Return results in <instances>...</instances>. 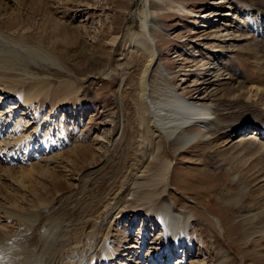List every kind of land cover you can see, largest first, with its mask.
Returning a JSON list of instances; mask_svg holds the SVG:
<instances>
[{
	"label": "rangeland",
	"instance_id": "1",
	"mask_svg": "<svg viewBox=\"0 0 264 264\" xmlns=\"http://www.w3.org/2000/svg\"><path fill=\"white\" fill-rule=\"evenodd\" d=\"M242 3L258 7L259 18L241 14ZM146 9L167 30L152 33L169 77L156 76L150 99L164 114L170 88L191 100L204 96L217 126L208 138L203 128L188 126L197 137L178 153L177 144L155 134L144 139L145 153L171 162L167 189L159 193L162 185L138 213L114 214L109 248L101 244L81 264H109L103 254L110 249L135 253L117 262L114 256L116 264H165L169 257L170 264H264V139L240 141L264 124V56L236 52L264 31V0H0V36L22 45L20 59L0 74L23 92L37 82L49 83L50 92L25 114L11 112L19 96L0 95V136L13 141L0 154V208L43 220L119 186L122 140L134 129L125 101L127 85L135 83L128 41L141 32ZM216 11L222 15L209 21L212 27L200 28ZM27 40L46 56L23 48ZM221 107L229 110L228 128L218 118ZM5 216L0 211V229L14 234L19 225Z\"/></svg>",
	"mask_w": 264,
	"mask_h": 264
},
{
	"label": "bare ground",
	"instance_id": "2",
	"mask_svg": "<svg viewBox=\"0 0 264 264\" xmlns=\"http://www.w3.org/2000/svg\"><path fill=\"white\" fill-rule=\"evenodd\" d=\"M228 1L231 4H235L237 0ZM248 6H250V9H247L245 4L242 3L240 6H237V8L241 14H244L245 16L246 14L251 13L258 14L260 10L258 7L251 4H248L247 7ZM219 15H222V13H220V11H216L213 15L207 16L205 21L199 27H212V23H209V21ZM142 16L143 20L141 24V32L135 34V36L128 41L132 50L127 54V60H129V62H127L128 66H130L128 68H131L130 70H132L131 73H135L133 75L135 77V83H132V81V84H128L129 82L127 83L128 89L126 90H128V92H126L125 101L132 106L131 113L133 114L132 123L134 125V129L132 133L130 132V137H128L127 134L124 139L122 138V141L125 142V152L123 153L124 158H122L124 159L122 163L123 165L120 169V173L118 175L119 177H117L120 182L119 186L115 189V191L112 189L113 191H108L109 193H97L94 194V196H90L89 201L85 204L80 201H78L79 203L76 205L74 203L73 205L75 206H71L72 208L69 209L67 214H65L66 209H63L64 212L61 210L63 214L57 213L53 216L49 215V217H46L43 220L39 219V216L37 214H33L32 212L16 211L17 214H15L7 209L2 210L3 208H0L1 212L14 219L15 223L19 225L14 234H9L0 229V264H81V260H84L82 257L86 256L87 258L89 253L98 252L101 244L103 245L105 243V246H110V238L114 229V219L112 218L115 217L114 214L117 215L122 212L126 213L130 208H133L132 210L134 213L140 211L139 205L143 206L145 205L144 201L151 199V196H157L156 193L159 192L158 189L162 185L163 189L159 193L164 192L169 185L168 179L170 175L171 162L168 158L159 161L158 159L160 158H156L152 155L151 157L145 153L143 145L145 141L144 139H146L148 135H150L151 138L152 135L155 134L157 138L162 139L165 142H171L174 146L177 144L178 146L176 147L175 152L178 153L186 144L190 143L192 140L194 141L197 137L196 134L190 135L187 133L186 128L188 126L196 125L203 128V132L206 134L207 138L210 130L215 127L216 118H213L214 120L209 118L210 104L204 102V96H199L195 100H191L190 98L188 99L186 95H182L173 88H170L168 96L169 100L167 101L169 109L164 114L158 112L159 109L157 110V108L160 106L157 107L154 103L156 101L153 102L154 99H150V95H152V92L155 89L154 80L156 76H161L164 79H167L169 75L163 71L161 64L157 62L160 55L155 45L156 43L152 33L167 30L162 25L159 26L157 23L152 22V14L148 12L147 9L142 12ZM259 16V14L256 15L257 18H259ZM257 21L260 20L258 19ZM252 22H254V20ZM207 24L209 26H206ZM255 24L257 27V23ZM244 31L245 30H243V32ZM256 33L258 32L256 31ZM243 35H247V30L243 33ZM116 39L118 38L116 37L112 39V42H115ZM22 42L24 44L23 48H28L37 55L38 53L41 54L42 50L39 45L31 44L28 40ZM261 42H264V31L259 35L257 34V36H254L251 43H246L238 47L236 52L251 56L252 54L254 55V52L255 54L263 53L264 56V45ZM21 46L22 45L19 41L11 37L0 36L1 70L8 68L9 65H12L14 60L20 59L19 51L22 49ZM41 55L42 57L46 56V54L43 53ZM128 75L129 71L126 72V77ZM208 75V73L204 72V77H207ZM133 76L131 77L133 78ZM129 79L131 80V78ZM1 83L4 85V88L0 87V95L5 96L6 94L10 95L12 93L17 98L19 96L18 102L16 101V103L11 106L12 113H15V110L16 112L23 111V114H25V110L28 106L30 107V105L38 101L40 97H46L50 94L48 88L49 83L42 84V82H37L27 91L23 92L22 90L14 88L9 80L5 79L4 76L0 74V84ZM123 98L122 101L124 100ZM228 115L230 116L228 108L225 109L221 107L218 110V118L222 122L221 124L223 127L228 126ZM3 116L4 115L0 114L1 124ZM150 117L154 119L152 120L153 123H155V126L153 124L154 128H156L155 130L151 129L152 127L148 124V122H151ZM20 120L22 121V119ZM211 121L215 122L212 123ZM256 124L257 128L253 131L255 135L242 137L240 141H258L260 138L261 140L264 139V124ZM1 138L3 137L0 136V154L3 153V149L13 146V141H7L5 140L6 138H4V140ZM30 150L28 148L25 149V153H27L28 156L31 155L29 153ZM13 155L14 154L10 153L9 157H11L14 162L19 160L17 155L16 157H13ZM116 181L115 183L118 184ZM125 191L128 192L123 193ZM130 191L132 193H129ZM152 201L153 200H150L148 203L150 204ZM154 203L155 202L152 204ZM162 204H164V208L169 215L172 213L176 219L179 218L177 214L171 211V207L168 203L164 202ZM156 209L159 208L157 207ZM158 212L159 210H157V213ZM166 212L165 214L167 215ZM161 214L162 213L158 214V216L160 215L159 220L162 218ZM189 217L190 215L187 213V218ZM163 218L165 220V217ZM108 240L109 244H107ZM110 250L111 251L109 253L105 250L108 254H103L107 255L105 256V260L109 261V264H116L111 262V258L114 256L116 257L115 260L117 262L120 257H129L132 256V253H134V251H131L132 249H127L125 251H120L118 249ZM105 251L103 250L102 252L104 253ZM98 258H100V255ZM132 259L134 260V258ZM170 260V257L167 258L165 264H170ZM122 262L124 263V261ZM160 264H163L162 260Z\"/></svg>",
	"mask_w": 264,
	"mask_h": 264
}]
</instances>
